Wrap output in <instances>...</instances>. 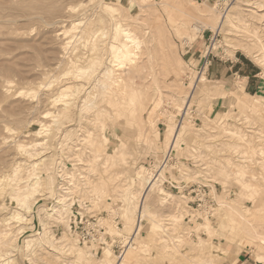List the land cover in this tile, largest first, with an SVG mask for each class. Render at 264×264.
Returning a JSON list of instances; mask_svg holds the SVG:
<instances>
[{"label": "rangeland", "instance_id": "1", "mask_svg": "<svg viewBox=\"0 0 264 264\" xmlns=\"http://www.w3.org/2000/svg\"><path fill=\"white\" fill-rule=\"evenodd\" d=\"M254 2L0 0V232L24 227L12 264H196L203 256L228 264L241 253L264 261V244L255 237L264 233V111L235 109L240 100L255 107L257 91H246V78L209 75L213 65L247 55L264 83L253 54L258 46L239 45L253 43L244 23L264 35V18L251 11L264 7ZM229 12H242L239 34L229 21L220 28ZM118 22L142 39L140 49L130 48L133 60L120 65L113 61ZM198 75L204 87L194 90ZM119 76L121 84L114 82ZM154 101L160 103L149 115ZM182 115V134L170 149V123ZM26 142L43 143L32 146L33 155L19 153L17 145ZM150 173H160L161 193L150 192L135 237ZM36 178L39 191L32 189ZM17 184L29 210L11 198ZM61 194L64 204L56 202ZM14 212L30 222L7 224ZM131 236L141 247L126 250ZM199 240L202 247L195 246Z\"/></svg>", "mask_w": 264, "mask_h": 264}, {"label": "bare ground", "instance_id": "2", "mask_svg": "<svg viewBox=\"0 0 264 264\" xmlns=\"http://www.w3.org/2000/svg\"><path fill=\"white\" fill-rule=\"evenodd\" d=\"M253 3V2H252ZM256 5L253 7V8H259V7H264V4H261V2H257V0H256V2H254ZM245 5H247V6H250V2L249 3H247V4H245ZM252 6V5H251ZM257 6V7H256ZM260 9V8H259ZM254 9V10H251V11H256L257 13H256V15L258 14H260V17L262 16V18H264L263 16H264V13H262L263 11H264V8L263 9ZM248 10V9H247ZM52 11V10H51ZM249 11V10H248ZM224 12H225V10H224ZM223 12V13H224ZM260 12V13H259ZM254 13V12H253ZM227 14V13H226ZM253 16V15H252ZM258 17V16H257ZM260 17L258 18V19H260ZM243 19H244V17H242V12H229L227 15H225L223 18L221 17V27L220 28H222L223 27V24H224V22L225 21H229L230 22V24L229 25H231V26H234L236 29H235V31H237V34H239L238 33V31H241L242 32V29L241 30H239V27H240V25H241V23H243V22H241V21H243ZM257 20V19H256ZM261 20V19H260ZM262 21V20H261ZM220 22L218 23V25L220 24ZM259 22V21H258ZM255 23V22H254ZM74 25H73V28L76 26V24H78V23H73ZM243 25V24H242ZM244 25L245 26H241V27H243V30H244V27H245V30H244V32L245 33H249V35H250V37H253V40H252V44L250 45V44H248V43H239V45H241V49L242 50H244V51H251L252 49L254 50V48H255V46H258V49L257 50H255L254 51V53L253 54H256V55H254V57H257L258 58V60H259V62H260V65L264 68V42H263V39H262V37L264 36H260L259 35V33H258V31L257 30H259L260 28V26L259 27H256V26H254V25H256V24H252L253 25V27L254 28H256L255 30L253 29V30H248V28L250 27H247V25H249V24H245L244 23ZM251 25V26H252ZM261 25V24H260ZM262 26H263V23H262ZM219 27V26H218ZM240 27V28H241ZM246 27H247V29H246ZM194 29L195 30H197V31H202L203 29H202V27H200V26H198V25H195L194 26ZM217 29V28H216ZM251 29V28H250ZM115 30L117 31V34H119V39H121L120 41H119V43L116 45V47H115V53H114V62H118V65H120V64H122L123 63V61L125 60V58H129L128 60H130V62L133 60V57H130V48L132 47V46H134L136 49H140L141 48V40L136 36V34L131 30V29H129L128 27H125L124 25H122L120 22H118V23H116V25H115ZM218 30V29H217ZM159 32V31H158ZM243 32V33H244ZM94 34V33H93ZM247 34H244L245 35V37H247ZM261 34V33H260ZM243 34H242V36H244ZM262 35V34H261ZM244 37V38H245ZM250 37H248V38H250ZM162 39V38H161ZM242 41H243V37L242 38H240ZM240 40V41H241ZM238 41V40H237ZM241 41V42H242ZM244 41H245V39H244ZM250 47V48H249ZM179 64H177V68L176 69H180V68H182L181 67V65H180V63H181V61L179 60V62H178ZM133 64V63H132ZM109 68V67H108ZM114 68V67H113ZM135 68V67H134ZM175 69V68H174ZM173 69V70H174ZM114 70V69H113ZM9 71V70H8ZM86 71V69H84V68H80L79 70H77L76 71V73L78 74V75H83V73ZM111 72H112V70H110ZM176 72V71H175ZM101 74V73H100ZM112 74H114V73H112ZM77 76V75H76ZM122 77H116V79H114V82H120L122 79H121ZM113 79V78H112ZM125 79V78H124ZM205 78H204V75H198V78H197V81L195 82H193L194 84L192 85V83L190 84V87H192V88H194V90L195 89H202V87H204V83H203V80H204ZM125 81V80H124ZM122 82V81H121ZM121 82H120V84H121ZM192 85V86H191ZM189 86V85H188ZM122 91V90H121ZM201 91V90H200ZM63 93V92H62ZM103 93V92H102ZM193 93V92H192ZM105 94V93H104ZM64 95H66L65 93H63L62 95H61V97L60 98H63V96ZM101 95V94H100ZM105 96V95H104ZM189 97V96H188ZM252 98H254V104H255V107H252L250 104H249V102L248 101H244V100H240L239 102H238V108L236 107L235 109H239V110H241L242 111V109L243 110H253V113H259V112H261V111H264V83H263V85H262V87H261V89L259 90V92L256 94V95H253V96H251ZM160 103V101L159 102H156V101H154V104H153V108H151V109H153V110H149L150 112L148 113L149 115H153L152 114V112H154V109H155V106H157L158 104ZM176 104V103H175ZM186 104V103H185ZM252 104V103H251ZM233 106H235V105H233ZM185 114H186V111H185ZM46 115V114H45ZM44 115V116H45ZM48 115V114H47ZM150 118H151V116L149 117V120H150ZM141 119H142V117H141ZM169 119V121H170V119H171V117H169L168 118ZM58 120V119H57ZM185 120H186V118L182 115L181 117H180V120L177 122V123H170V124H172L171 126H172V129H173V134L171 135V140H170V142H169V146H170V149L171 148H173L175 145H176V143L178 142V140H179V138H180V136H181V134H182V129H183V127H184V122H185ZM57 122V121H56ZM171 122V121H170ZM150 123L153 125V126H155V122H154V120H153V118L150 120ZM213 125V124H212ZM42 126H44L43 124H42ZM214 127V126H213ZM216 127V126H215ZM156 128V127H155ZM217 128V127H216ZM223 130V132L225 133V134H228V135H231V136H233L234 137V135H238L239 137H243V134H242V131H240L239 129H234V128H227V127H223L222 128ZM260 130H261V128H259ZM5 130H7L8 132H10V131H13V129H11L10 127H6L5 128ZM14 132V131H13ZM87 137H89V135H87ZM167 137H170V135H168L167 134ZM5 141H6V137H4L3 138ZM8 141V140H7ZM225 141V140H224ZM168 142V141H167ZM27 144H25V143H20V144H18L17 145V149H18V152L19 153H22V154H27V153H29V155H33L34 153L32 152V146L35 144V143H29L28 144V142H26ZM43 142H37L36 144L37 145H40V144H42ZM35 144V145H36ZM169 152V154L171 155V150H169L168 151ZM243 153V152H242ZM28 155V154H27ZM230 159V158H229ZM231 160V159H230ZM42 161V160H41ZM232 162H234V161H232ZM231 162V163H232ZM34 163V162H33ZM18 165H17V167L16 168H14L15 169V171L17 170V168H18V166L20 165V163H17ZM15 166V165H14ZM29 166V165H28ZM35 166H38V163H34V168H36ZM234 166H237L236 168L238 169V167L240 168V164H234ZM21 167H23V166H21ZM33 167V166H32ZM20 168V167H19ZM33 168V169H34ZM38 168V167H37ZM76 168V167H75ZM21 169V168H20ZM31 169V168H30ZM95 170V169H94ZM163 171V170H162ZM20 172V171H19ZM34 172V171H33ZM160 173H162V172H160ZM160 173H158V174H152V173H150L151 174V179L149 178H145V180H144V184H145V187H144V190H143V192L141 193V197H140V201H139V205H138V207H140V210H139V208H138V210H137V216H138V218L140 219V221H141V224L139 225V227H137V229H136V234H134V236L136 237V235L137 234H139L140 233V230L142 229V226H143V224H142V220H143V217H144V215H145V209H146V207H147V204H146V202H147V199H148V197L150 196V192H155V191H157V192H159V193H161L160 192V187L158 188V179H159V177H157L158 175H160ZM149 174V175H150ZM11 175V174H10ZM13 177H14V175H12ZM113 176V175H112ZM115 176V175H114ZM154 176H156V177H154ZM154 177V178H153ZM111 178V177H110ZM153 178V179H152ZM28 179V178H27ZM13 180H16V178L14 177V179ZM19 179H17V181H18ZM19 182V181H18ZM40 180L38 179V178H36V180H34V182L33 183H31L32 184V189H38L39 188V185H40ZM94 183V182H93ZM104 183H105V181H104ZM247 183V182H246ZM43 184V183H42ZM15 187V189H14V192H15V194H14V192L11 194V198L13 199V200H17L18 201V203H20V205H22L23 207H25V208H27V210H29L28 208H29V202L25 199V197H24V193H19V188H18V186H19V184H17V186L16 185H14ZM105 186V185H104ZM31 187V186H30ZM41 187V186H40ZM41 189V188H40ZM68 189V188H67ZM30 190V189H29ZM65 190V189H64ZM69 190V189H68ZM67 190V191H68ZM74 190V189H73ZM38 191H39V189H38ZM45 190H43V192H44ZM64 192V193H68V192ZM72 191V190H71ZM29 192V191H28ZM27 192V193H28ZM31 192H33L32 190H31ZM41 192V191H40ZM42 193V192H41ZM26 194V193H25ZM29 194H30V192H29ZM46 194L47 193H42V194H40L41 196H45L46 197ZM70 194V193H69ZM20 197H19V196ZM31 195V194H30ZM37 195V194H36ZM73 196V195H72ZM164 196H167V195H164ZM31 197V196H30ZM165 198V197H164ZM43 199V198H42ZM57 201V203H59V204H64L63 202H64V200H66V194H61L60 195V197H59V199H56ZM107 203L108 204H112L113 202H112V198L111 197H108V199H107ZM55 202V203H56ZM66 203V202H65ZM2 208V207H1ZM31 208V207H30ZM248 208V207H247ZM24 209V208H23ZM53 209H54V207H53ZM26 210V209H25ZM26 210V211H27ZM244 210V209H243ZM117 211V210H116ZM54 212V210L53 211H51V213H53ZM57 212V211H56ZM247 212V211H246ZM15 213V212H14ZM51 213H49L48 214V216H49V218L53 221V224L56 226V227H59V225H60V223L61 222H57V221H55L54 220V218L53 217H51L50 215H51ZM26 214V213H25ZM55 215V214H54ZM248 215V214H247ZM250 215V214H249ZM175 216V215H174ZM174 218V220H175V222L177 221V219H175V217H173ZM179 218V217H178ZM181 218V217H180ZM28 217H26L25 215H23V214H21V213H19V212H17V213H15V214H13L12 216H11V218L6 222L7 224H11L12 222H17V223H22V222H24V221H27L28 222ZM31 220V219H30ZM30 220H29V222H30ZM175 222H174V224H173V226L175 225ZM178 223H180V222H178ZM1 224V223H0ZM177 224V223H176ZM240 224V223H239ZM1 225H3V224H1ZM13 225V224H12ZM28 225V224H27ZM180 225V224H179ZM178 226V225H177ZM204 226V225H203ZM238 226V225H237ZM9 228L8 229H10L11 227L10 226H8ZM28 227V226H27ZM211 225L209 224V222H207V223H205V226H204V231L206 232V233H208V234H210L211 233ZM7 229V228H6ZM3 230V229H2ZM24 232V227H21V228H19L17 231H11V229L10 230H3L2 232H0V264H12L14 261H15V254L13 253L14 251H16L17 249H18V247L16 246L17 244H16V241H17V239L19 238V236H20V234H22ZM193 232V231H192ZM55 233L53 234V238H55ZM180 235V234H179ZM181 236H182V234H181ZM181 236H177L178 237V239H179V242H181L182 241V239H183V237H182V239H181ZM220 236V235H219ZM256 238H258L259 240H260V242L261 243H263L264 244V233H258L257 234V236H255ZM200 238V237H199ZM251 238H252V236H251ZM70 239V238H69ZM136 240V239H135ZM184 240V239H183ZM183 242L184 241H182L181 243L183 244ZM193 242V241H192ZM202 240H199V242L198 243H196L195 244V246H197V247H202ZM14 243H15V245H14ZM136 243V242H135ZM138 243V242H137ZM180 243V244H181ZM213 243V242H212ZM204 244H206V243H204ZM138 245H140L139 247H141V244H140V242L135 246L134 245V237H129L128 238V240H127V248H126V250H128V248H129V250L131 249V248H134V246H135V248L136 247H138ZM184 245H186V244H183V246ZM189 245V244H188ZM210 245V244H209ZM75 246V245H74ZM144 246V243H142V247ZM182 246V245H181ZM191 247V246H190ZM194 248V247H193ZM205 248V247H204ZM191 249V248H190ZM70 250V252L71 251H75V250H71V249H69ZM125 250V251H126ZM134 251H133V249H132V253H133ZM189 252V251H188ZM131 254V252L129 251L128 252V257H130L129 255ZM135 254V253H134ZM133 254V255H134ZM208 254H209V252H208ZM26 256H29V260H31V257H30V255L29 254H26ZM136 256V255H135ZM218 257V256H217ZM125 259H126V257H124ZM198 258H199V256H198ZM214 257L212 256V258L210 257V256H203V257H200L199 259H198V261L197 260H193L196 264H213V263H215V260L213 259ZM128 259V258H127ZM31 262L33 263V261L31 260ZM125 262H126V260H125ZM127 263V262H126ZM121 264H125L124 263V259H123V263H121ZM186 264V263H185Z\"/></svg>", "mask_w": 264, "mask_h": 264}, {"label": "crops", "instance_id": "3", "mask_svg": "<svg viewBox=\"0 0 264 264\" xmlns=\"http://www.w3.org/2000/svg\"><path fill=\"white\" fill-rule=\"evenodd\" d=\"M221 63H226V64H223L224 66L220 68L218 67L216 68L215 65H213V67L209 70V75L213 79H215V81L227 80L231 75H238L240 77H244L247 79L246 80L247 92L249 91L250 92L257 91V93L259 92L263 83L257 80L259 73L256 72L255 68L250 64L251 61L250 59H248L247 55L246 57H243L241 55H236L234 58L227 59L226 61H223ZM243 93L247 94L245 90L243 91ZM259 259L264 260V256L262 254H259ZM228 264H264V261H259L257 259H254L252 256L247 257V253H241L237 261H235L234 263L230 262Z\"/></svg>", "mask_w": 264, "mask_h": 264}, {"label": "built area", "instance_id": "4", "mask_svg": "<svg viewBox=\"0 0 264 264\" xmlns=\"http://www.w3.org/2000/svg\"><path fill=\"white\" fill-rule=\"evenodd\" d=\"M78 216V215H77ZM75 220H76V223L79 225V220L77 221V217L75 218ZM81 220H82V217H81ZM91 223V222H90ZM88 224V225H91V224Z\"/></svg>", "mask_w": 264, "mask_h": 264}]
</instances>
